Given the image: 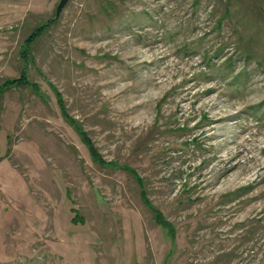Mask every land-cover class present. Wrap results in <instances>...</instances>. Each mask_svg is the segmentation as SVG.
Here are the masks:
<instances>
[{
	"label": "rangeland",
	"instance_id": "obj_1",
	"mask_svg": "<svg viewBox=\"0 0 264 264\" xmlns=\"http://www.w3.org/2000/svg\"><path fill=\"white\" fill-rule=\"evenodd\" d=\"M59 2L0 0V264H262L264 0Z\"/></svg>",
	"mask_w": 264,
	"mask_h": 264
},
{
	"label": "trees",
	"instance_id": "obj_2",
	"mask_svg": "<svg viewBox=\"0 0 264 264\" xmlns=\"http://www.w3.org/2000/svg\"><path fill=\"white\" fill-rule=\"evenodd\" d=\"M46 26H47V25L45 24V25L43 26L42 30H43ZM35 35H37V34L35 33ZM28 41H30V39H28L27 42H28ZM28 49H29V48L26 47L25 50H24V52H25V51H28ZM29 83H30V82H29V80H28V77L26 76L25 73H23L19 78H16V79H13V80H10V81H6L5 84H6L7 86H6L4 89H6V88H8V87H12V86H23V85H28ZM0 91H1V90H0ZM57 96H58V102H59V104H60V106H61V109H62L64 115H65L66 117H69L68 112H67V110H66V107H65V105H64V100H63V98H62V96H61V93H60L59 91L57 92ZM80 135L82 136V141H83L84 144L87 146V148H88V150H89V152H90V154H91L93 160H94L95 162H98L99 164L102 165V164H103L102 158H101V156L99 155L97 148L95 147V145H94L93 142L91 141V138L88 137L87 133H86L85 131H83V130H82V132H80ZM113 164H114V163H113ZM121 167L124 168L125 170L129 171V172L134 176V178L138 181V183H139V185H140V187H141V189H142L141 194H142L144 200H145L147 203H149L148 200H147V197H146V195H147V191H146V189H145V181H144V179H143V178H142V177H141V176H140L135 170H133V169H132L131 167H129L128 165H123V166H121ZM148 205H149V204H148ZM153 211H154V214H155V217H156L157 222H159L160 224H162V225L165 226L168 222H166V221L164 220V215H163L162 211L159 210V209H153ZM74 221H75V220H74ZM263 261H264V259H262V264H263Z\"/></svg>",
	"mask_w": 264,
	"mask_h": 264
},
{
	"label": "water",
	"instance_id": "obj_3",
	"mask_svg": "<svg viewBox=\"0 0 264 264\" xmlns=\"http://www.w3.org/2000/svg\"><path fill=\"white\" fill-rule=\"evenodd\" d=\"M69 2V0H60L58 6H57V11H56V18H58L61 14V12L63 11L64 7L66 6V4Z\"/></svg>",
	"mask_w": 264,
	"mask_h": 264
}]
</instances>
